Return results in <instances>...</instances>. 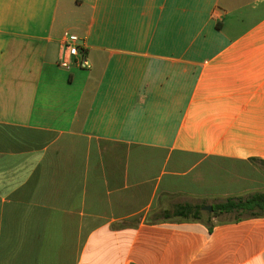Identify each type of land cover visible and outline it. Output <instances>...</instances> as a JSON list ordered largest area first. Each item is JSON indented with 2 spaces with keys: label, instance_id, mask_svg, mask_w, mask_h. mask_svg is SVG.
<instances>
[{
  "label": "crops",
  "instance_id": "crops-1",
  "mask_svg": "<svg viewBox=\"0 0 264 264\" xmlns=\"http://www.w3.org/2000/svg\"><path fill=\"white\" fill-rule=\"evenodd\" d=\"M258 160L264 0H0V264H264V217L165 218Z\"/></svg>",
  "mask_w": 264,
  "mask_h": 264
},
{
  "label": "trees",
  "instance_id": "trees-1",
  "mask_svg": "<svg viewBox=\"0 0 264 264\" xmlns=\"http://www.w3.org/2000/svg\"><path fill=\"white\" fill-rule=\"evenodd\" d=\"M264 166V161L258 160ZM203 205L179 204L172 212L165 213L166 219L178 218L181 221L202 220L203 217H220L223 215H236L235 221L245 218L264 217V193H257L248 198H230L223 203L213 206V212L203 211ZM209 230H212L209 227Z\"/></svg>",
  "mask_w": 264,
  "mask_h": 264
},
{
  "label": "built area",
  "instance_id": "built-area-1",
  "mask_svg": "<svg viewBox=\"0 0 264 264\" xmlns=\"http://www.w3.org/2000/svg\"><path fill=\"white\" fill-rule=\"evenodd\" d=\"M87 61L89 66H85ZM59 66L70 70L73 67L90 70L92 65L87 56L85 48L81 46L80 39L77 35L67 36L61 45V55Z\"/></svg>",
  "mask_w": 264,
  "mask_h": 264
},
{
  "label": "rangeland",
  "instance_id": "rangeland-1",
  "mask_svg": "<svg viewBox=\"0 0 264 264\" xmlns=\"http://www.w3.org/2000/svg\"><path fill=\"white\" fill-rule=\"evenodd\" d=\"M238 218V216L236 215H228V216H223L220 218V221H224V220H232V219H236Z\"/></svg>",
  "mask_w": 264,
  "mask_h": 264
},
{
  "label": "water",
  "instance_id": "water-1",
  "mask_svg": "<svg viewBox=\"0 0 264 264\" xmlns=\"http://www.w3.org/2000/svg\"><path fill=\"white\" fill-rule=\"evenodd\" d=\"M203 210L204 211H206V212H213V206H205L204 208H203Z\"/></svg>",
  "mask_w": 264,
  "mask_h": 264
},
{
  "label": "clouds",
  "instance_id": "clouds-1",
  "mask_svg": "<svg viewBox=\"0 0 264 264\" xmlns=\"http://www.w3.org/2000/svg\"><path fill=\"white\" fill-rule=\"evenodd\" d=\"M85 66H89L88 63H87V61L85 62Z\"/></svg>",
  "mask_w": 264,
  "mask_h": 264
}]
</instances>
